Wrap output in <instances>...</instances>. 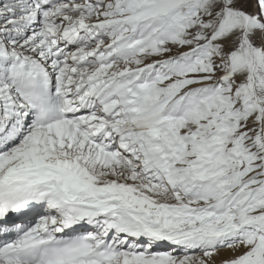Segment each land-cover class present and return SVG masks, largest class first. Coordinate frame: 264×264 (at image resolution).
<instances>
[{"label": "snow or ice", "instance_id": "6c2138e0", "mask_svg": "<svg viewBox=\"0 0 264 264\" xmlns=\"http://www.w3.org/2000/svg\"><path fill=\"white\" fill-rule=\"evenodd\" d=\"M0 264H264V0H0Z\"/></svg>", "mask_w": 264, "mask_h": 264}]
</instances>
